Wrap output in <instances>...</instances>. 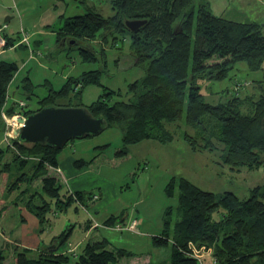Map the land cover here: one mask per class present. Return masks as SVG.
<instances>
[{"label":"trees","instance_id":"trees-1","mask_svg":"<svg viewBox=\"0 0 264 264\" xmlns=\"http://www.w3.org/2000/svg\"><path fill=\"white\" fill-rule=\"evenodd\" d=\"M106 1L110 16L104 17L88 8L82 15L67 18L57 31V42L72 40L81 60L93 62L96 53L89 43L110 42L112 46L117 41L123 42L127 34L134 64L145 68L144 78L129 86L133 99L110 105L106 96L115 92L109 91L89 106L79 102L71 105V93L79 100L81 89L99 83V71H89L80 78L68 79L58 91L49 87L36 109L17 110L28 116L49 106L86 108L92 117L105 120V128L121 126L122 145L115 153L118 157L127 155L130 146L144 140L171 141L173 137L167 127L183 118L185 125L193 130L192 134L182 136L192 151H211L220 145L223 162L231 170H253L263 164L262 81H253L256 93L244 96L227 88L223 91L224 101L215 105L204 101L199 85L202 79H224L228 70L240 62L250 71H260L264 62V36L260 27L215 16L203 0L199 3L196 0ZM132 20L145 23L132 32L125 26L126 21ZM9 44L6 41V47ZM16 72L14 63L0 61V117L2 112L8 117L16 112L13 104L6 107L9 85ZM31 86L28 78L21 82L26 98L32 95ZM64 98L66 104L56 103ZM211 120L216 121L213 127ZM198 135L205 137V143H197ZM11 143V147L0 149V175L7 174L5 193L8 196L16 193L14 204L22 205L39 223L48 220L46 215L52 206L53 212H61L70 206L88 208L98 201L99 198L92 199L93 192H68L62 187L54 174L62 148L56 150L46 143L25 144L16 137ZM104 147L95 149L101 151ZM7 154H10L8 161ZM88 163L76 160L74 167ZM35 181L40 183V190L32 188ZM165 191L168 197L177 193L178 220L170 229L168 208L163 229L151 238V243L156 247L170 246L169 264H199L193 254L201 249L210 251L212 264H264V185L251 188L246 198H239L232 192L218 196L203 191L180 178L171 179ZM215 214L220 218L214 219ZM117 222H123L121 217L111 216L105 224L111 226ZM69 234L70 229L63 231L54 240L55 244L62 245ZM57 245L39 250L34 257L28 256L25 248L16 251L14 264H116L130 254L110 248L105 239L88 241L76 256L59 253ZM2 260L0 251V263Z\"/></svg>","mask_w":264,"mask_h":264},{"label":"rangeland","instance_id":"rangeland-1","mask_svg":"<svg viewBox=\"0 0 264 264\" xmlns=\"http://www.w3.org/2000/svg\"><path fill=\"white\" fill-rule=\"evenodd\" d=\"M196 1L199 3L202 0ZM56 2L61 3L64 10L66 7L65 18L82 15L87 6L93 7L104 17L111 14L106 0L94 2L87 0L82 4L80 0H0V26H5L8 36L22 28L27 33L29 42V48L13 50L18 71L9 89L11 92L15 91L14 100H21L24 103L23 107H18L17 104L13 116L17 114L24 116L17 109L26 107L31 110L36 109L38 100L47 95L49 87L58 91L68 79L80 78L83 73L89 71H99V83L81 89L79 100L71 93L69 96L71 105L79 102L84 107L89 106L109 91L115 92L106 96L110 105L117 101L132 100L134 96L128 92L129 86L144 78L145 68L134 64L127 34L123 42L117 41L112 46L109 45L110 42L109 44L99 41L89 43V47L96 53V60L82 61L75 44L63 40L57 42V38L51 32V27H59L62 22L53 18L49 26H41L42 23H47V14L50 15L52 12L54 14L56 11L58 13L59 9L54 8ZM203 2L207 3L210 12L215 16L238 23L257 24L264 36V0H203ZM74 3L78 7L77 10L70 8ZM7 18L10 20L5 22ZM42 29L44 30L42 34H36V31ZM34 39H37L39 44L34 47L33 55L30 57L29 49H33ZM102 52H104L103 58ZM3 58L13 61L9 54L3 55ZM24 78L31 81L32 95L29 98H26L21 88ZM256 80L262 81V89H264V62L262 69L255 72L250 71L245 63L240 62L228 70L222 80H199L200 93L205 102L215 105L224 101L223 91L227 88L240 93L241 96L256 93L253 83ZM65 100L64 98L56 103L66 104ZM3 115L4 112L0 117L1 150L11 147V139L14 138L12 135L6 138L4 133H11V129L18 128L17 119L11 125L7 120L12 116L5 115L6 119H3ZM211 122L213 127L216 121L211 120ZM167 129L173 137L171 141L160 143L144 140L130 146L127 155L120 157L115 154L122 145L121 126L118 124L105 128L99 135L68 141L62 147L60 156L72 155L75 151V155L79 154L85 161H90L87 167L93 173V177L89 179L97 182L96 185L101 190L105 189V193L102 192V200L96 208L89 206L74 209V206H70L64 211L53 212L54 206H52V211L46 215L48 220L42 224L29 213L27 221H22V216L19 214L26 211L22 205L14 204L16 193L9 196L5 193L7 174H1L0 251L4 260L0 264H14V253L23 249L20 241L16 239H20L23 233L28 240L27 246L36 241L38 247H44L52 245L53 238L57 239L63 231L69 229L71 231L66 242L60 246L56 244L59 247L56 246L57 251H67L68 255H72L79 253L87 241L106 238L113 248L130 253L119 259L116 264L144 262L169 264L170 246H153L151 238L161 233L168 208L171 209L170 229L178 220L177 193L175 192L173 197H168L165 191L171 179L183 178L203 191L218 196L232 192L239 198H246L251 188L264 185V163L253 170L246 168L231 170L223 162L224 151L220 145H216L217 147L211 151L194 152L189 148L182 136L184 133L192 134L193 130L185 125L183 118L172 123ZM204 138L198 135L197 143H205ZM100 146L105 147L101 151L95 149ZM9 155L7 154L6 161L10 159ZM11 171L15 172L13 166ZM106 182L112 187H106ZM32 188L40 190V183L33 182ZM106 188L111 189L106 192ZM97 191L94 188L85 192ZM111 216L125 218V222L122 223L135 222L134 231L119 232L114 230L112 225L107 226L105 222ZM213 218L219 219L220 215L215 214ZM26 249L29 251L28 256L34 257L38 253L35 249ZM194 254L200 258L199 264H212L210 251L203 249L195 251Z\"/></svg>","mask_w":264,"mask_h":264},{"label":"water","instance_id":"water-1","mask_svg":"<svg viewBox=\"0 0 264 264\" xmlns=\"http://www.w3.org/2000/svg\"><path fill=\"white\" fill-rule=\"evenodd\" d=\"M144 23L132 20L126 21L125 26L135 32ZM63 41L74 44L72 40ZM17 123L20 126L13 131V135L19 141L25 144L46 143L56 150L70 140L99 135L106 127L103 118L92 117L83 107H44L24 118L18 117Z\"/></svg>","mask_w":264,"mask_h":264},{"label":"crops","instance_id":"crops-1","mask_svg":"<svg viewBox=\"0 0 264 264\" xmlns=\"http://www.w3.org/2000/svg\"><path fill=\"white\" fill-rule=\"evenodd\" d=\"M86 1L87 0H80L81 4L82 3H86ZM94 1L95 0H91V2H94ZM54 8H55V10H56V8L59 9L58 10V13H56L57 12L56 11L54 14H52L53 12L50 15L47 14L48 21H46L47 22L46 24H43L42 23L41 26H49L48 24H50V22L53 20V18H57V21L62 22V23H63V21L65 19L70 18V17H67V18L64 17L65 16V12L67 10H66V7H65V10H64L63 6H61V3H57L56 2L55 5H54ZM70 8H72L74 10H77L78 9V7L75 5V3L72 4L70 6ZM88 8L89 9H92V10H95L91 6H87L86 7V9H88ZM8 20H10V18ZM8 20L6 22H8ZM59 28H60V26L59 27H55V28H54V26L51 27V32L54 33V35H55L56 38H57V31H58ZM20 29H22V28H20ZM19 31L15 32V34L13 33L12 35L8 36L7 33H6V31L4 30L5 39H6V41H9L10 44L7 46L8 48L6 50L0 52V61L14 63L15 66L17 67V71H18V65H17V63L14 60L15 55L13 53V50H16V49H24L25 50V48H26L24 45L18 44V41H19V39H18L19 38ZM42 31H44V30L42 29L40 31H36V34H42L43 33ZM38 44H39V41H37V39H34L32 41V48H33L32 50L33 51L35 49L34 47L38 46ZM5 54H9L12 57L13 61L4 59L3 58V55H5ZM9 87H10V85H9ZM14 94H15V91L11 92V90L9 89V95L10 96H9V98L7 100L6 107H8V106H10L12 104L16 107L17 104H18V102H21V100H14L13 99ZM0 120H1V118H0ZM153 141H155V140H153ZM61 151H62V149L60 150V152L57 155V168L54 171V174L59 179L60 184L68 192H77V191L85 192V191L93 190L94 188H96V190H98V191L95 194L98 195V198L99 199L94 204L90 205V207L96 208L97 206L100 205V202L102 200V192L105 193V189L104 190L103 189L101 190L99 188V186L96 185L97 182L92 181V180L89 179V178L93 177V173L88 169L87 166H84V167H81V168H75L74 167V162L76 160H84L82 157L79 156V154L78 155H75V151H73V154L72 155L60 156ZM262 158L264 160V157H262ZM105 185H106V187H112V185L110 183H108V182H106ZM100 186H101V188H103L102 185H100ZM109 189H111V188H106V192ZM19 215L22 216V221L23 222H26L27 221V216L29 214L27 212L22 211L21 214H19ZM121 220L123 222H125V218L121 217ZM90 227H91V225H90ZM122 232H125V233L126 232H128V233L130 232V233H132L133 231H122ZM101 239H105L106 241H108L106 238H99V239H95V240H101ZM54 240L55 239L53 238V240L51 241L52 245L44 246V247H38L36 241H33L32 243H30L29 246H27L28 245L27 244L28 240H27V237H26L25 233L22 234V236L20 237V239H16V241H20V245H21L22 248H25V249L26 248H30V249H35L37 251L42 250V249L53 248L54 245H56L55 244L56 242ZM89 241H92V240H89ZM82 248H81V250H82ZM110 248H113L111 246V244H110ZM80 251H79V253H80ZM58 252L59 253H67V251H61V250H59ZM77 254L78 253H75V254L72 253L73 256H76ZM147 263L148 262H144L142 264H147Z\"/></svg>","mask_w":264,"mask_h":264},{"label":"built area","instance_id":"built-area-1","mask_svg":"<svg viewBox=\"0 0 264 264\" xmlns=\"http://www.w3.org/2000/svg\"><path fill=\"white\" fill-rule=\"evenodd\" d=\"M4 30H5V26H0V52L7 49V47H6V39H5V36H4ZM18 39H19L18 44L24 45L25 47L29 48L28 35H27V33L23 29H20V31H19V38ZM33 52L34 51L32 49H29L30 57L33 55ZM23 106H24V103L23 102H19L18 103V107H23ZM18 117L24 118V116H20L19 114H17L15 116H12L7 121H9L11 123V125H12V123L15 122ZM3 119H6L5 115H3ZM19 126L20 125L18 124V127ZM14 130L11 129V133L10 132L7 133V134L4 133L5 134V137L6 138L12 137V136L15 137L13 135V131ZM92 199H94V200L98 199L97 195H94ZM112 228L114 230L120 231V232H122V231H134V229H135V222H129V223H119V222H117V223H115V225L112 226ZM201 250H203V249H201ZM201 250H199V251H201ZM195 251H197V250H194V253H195ZM194 256H195V258L200 263V258L198 256H196L195 254H194Z\"/></svg>","mask_w":264,"mask_h":264},{"label":"bare ground","instance_id":"bare-ground-1","mask_svg":"<svg viewBox=\"0 0 264 264\" xmlns=\"http://www.w3.org/2000/svg\"><path fill=\"white\" fill-rule=\"evenodd\" d=\"M83 206V205H82ZM85 206V205H84ZM108 226V225H107ZM113 226V225H112ZM197 260V259H196Z\"/></svg>","mask_w":264,"mask_h":264}]
</instances>
